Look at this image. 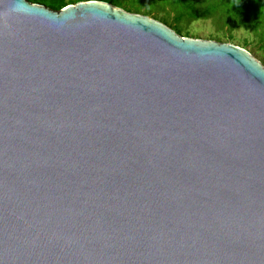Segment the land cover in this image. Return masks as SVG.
Wrapping results in <instances>:
<instances>
[{
  "label": "water",
  "instance_id": "obj_1",
  "mask_svg": "<svg viewBox=\"0 0 264 264\" xmlns=\"http://www.w3.org/2000/svg\"><path fill=\"white\" fill-rule=\"evenodd\" d=\"M0 264H264V63L105 0H0Z\"/></svg>",
  "mask_w": 264,
  "mask_h": 264
},
{
  "label": "trees",
  "instance_id": "obj_2",
  "mask_svg": "<svg viewBox=\"0 0 264 264\" xmlns=\"http://www.w3.org/2000/svg\"><path fill=\"white\" fill-rule=\"evenodd\" d=\"M31 1L45 4L54 9L75 2V0ZM105 1L111 2V0ZM142 1L113 0L112 3L130 11L141 12V4L138 3ZM162 10L166 15L158 13L157 15L160 17L156 16L151 9H148L146 14L162 18L161 21L185 36L199 37V33L190 29V24L197 19H212L215 23L216 31L206 35L211 39L234 42L236 41L234 35L236 29L242 28L252 32L259 44V49L262 50L260 59L264 63V0H162ZM238 44L246 47L249 40H238Z\"/></svg>",
  "mask_w": 264,
  "mask_h": 264
},
{
  "label": "rangeland",
  "instance_id": "obj_3",
  "mask_svg": "<svg viewBox=\"0 0 264 264\" xmlns=\"http://www.w3.org/2000/svg\"><path fill=\"white\" fill-rule=\"evenodd\" d=\"M112 1L113 0H111V2ZM138 4H141V12L143 13H146L148 9H151L153 11V14H155L156 16H159L157 15L158 13L160 15H166V13L162 10V0H143ZM159 17L157 19L161 20L162 18L160 19ZM190 29L194 32L199 33L200 38H207L206 35L208 33L216 31V25L212 21V19H197L190 24ZM234 35L236 37V41H234V43L238 44V40L248 39L249 44L245 48L248 50H252L249 51L253 53V55H255L257 58H262V50L259 49V44L256 42V37L252 32L239 28L234 31Z\"/></svg>",
  "mask_w": 264,
  "mask_h": 264
}]
</instances>
